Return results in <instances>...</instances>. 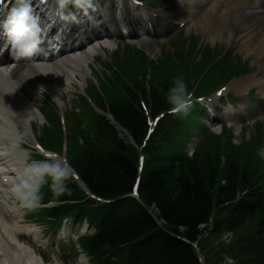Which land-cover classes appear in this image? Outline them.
<instances>
[{
	"label": "trees",
	"instance_id": "obj_1",
	"mask_svg": "<svg viewBox=\"0 0 264 264\" xmlns=\"http://www.w3.org/2000/svg\"><path fill=\"white\" fill-rule=\"evenodd\" d=\"M170 63L157 67L155 78L150 76L146 94L141 82L128 78L147 95L152 114L168 106L166 95L175 69ZM135 70L144 75L146 65L142 63ZM127 75L133 74L130 71ZM97 104L108 108L132 142L127 135H118L109 119L92 113L89 126L93 141L77 155L72 154L69 161L92 193L112 201L87 198L70 180L71 191L60 197H54L45 184L41 203L53 200L57 204L33 211L39 221L51 227L64 216H70L74 223L86 219L96 232L80 237L79 244L90 254L92 264H199L193 247L167 231L194 241L207 230L211 215L208 231L213 237L224 231L238 232L246 225L248 231L253 226L254 232L260 233L258 238L264 239V193L253 185L256 173L242 172L228 155L221 159L219 153L226 149H198L193 158L180 160L184 134L175 129L176 121L163 119L145 142L138 196L128 195L137 174L136 145L146 129L137 94L119 78L110 97L100 98ZM201 224H205L203 228ZM262 254V260L255 262V254L251 263L264 264V251Z\"/></svg>",
	"mask_w": 264,
	"mask_h": 264
},
{
	"label": "bare ground",
	"instance_id": "obj_2",
	"mask_svg": "<svg viewBox=\"0 0 264 264\" xmlns=\"http://www.w3.org/2000/svg\"><path fill=\"white\" fill-rule=\"evenodd\" d=\"M200 1L203 0H181V2H187L190 5L194 2V4H199ZM206 1L209 4L201 2L196 9L189 8L190 14L188 15L194 14L195 17H198L201 12L200 16L203 20L204 29L208 28L210 32L214 29L213 36L210 37L211 40L220 39L222 29L232 30L235 27L233 35L236 37L234 40L239 38L246 48L255 43V54L264 57V12L261 10L264 7V0ZM207 10L209 11L206 12ZM229 25L232 26L231 29ZM96 33L97 35L101 34V39L108 36L103 29L96 30ZM139 33V31H134L130 34L136 36L135 34ZM138 41L146 44L150 42L146 38H140ZM102 42L106 47H113L115 44L106 39ZM99 46L101 48V45ZM96 50V44L91 43L89 47L75 54L63 52L48 58L36 56L31 59H13L11 62L6 60L7 64L12 66L13 71L10 75L0 73V161L4 164V166L0 164L1 174L11 171L10 174L15 175L13 168L16 166V162L20 160V153L16 150L17 125L28 124L30 117L36 115L30 102L22 94L19 95L16 89L19 88V90L27 93L30 91L28 84L33 82L36 85L48 86L56 100L61 101L59 97L61 88H68L72 83L77 82L79 77L83 79L86 77L88 70H91L89 62L94 58ZM244 53L248 56L254 54V52H246V50ZM21 61H26L27 64L20 66ZM259 62L260 60H254L255 65ZM262 67H264L263 62ZM18 68L24 70L20 72L17 71ZM25 71L27 73H23ZM8 78L11 79L8 80ZM241 84L244 85L239 91L237 87ZM232 87L241 96L242 92L249 88V82L239 80L234 82ZM246 104L248 106V103ZM10 112H12L11 115ZM228 116L232 117L231 114ZM10 151L14 153H10ZM5 197L15 198L7 192H5ZM12 214V218H15L19 213L13 209ZM20 231H34V227L18 225V221H14L10 225L0 216V264H44L30 245L18 239L17 233Z\"/></svg>",
	"mask_w": 264,
	"mask_h": 264
},
{
	"label": "clouds",
	"instance_id": "obj_3",
	"mask_svg": "<svg viewBox=\"0 0 264 264\" xmlns=\"http://www.w3.org/2000/svg\"><path fill=\"white\" fill-rule=\"evenodd\" d=\"M48 0H41L47 3ZM51 9L56 18L74 24L82 23L89 9L94 8L93 0H52ZM41 25L39 15L32 7V0H14L13 6L6 16L0 20L6 42L0 46V54L6 49L14 58L31 59L40 54H47L42 46L51 27ZM43 90V86L40 87ZM168 112L171 114H187L194 105L193 93L180 76L173 77L172 85L166 95ZM43 159H34L26 153L22 161H17L13 171V181L9 186L12 195L24 206L34 208L43 198L42 187L47 184L54 197H60L71 189L68 183L74 175L71 162L60 153L47 151ZM0 179H5L0 177Z\"/></svg>",
	"mask_w": 264,
	"mask_h": 264
},
{
	"label": "rangeland",
	"instance_id": "obj_4",
	"mask_svg": "<svg viewBox=\"0 0 264 264\" xmlns=\"http://www.w3.org/2000/svg\"><path fill=\"white\" fill-rule=\"evenodd\" d=\"M178 6V4H177ZM180 9H182L180 7ZM190 29V31H192V33H195L197 35H199L204 41L207 39V37L204 36L203 34V27H188V30L186 32H188ZM203 34V35H202ZM217 42H221V41H215L212 42L211 46L215 47ZM224 43V42H223ZM223 43H219V44H223ZM218 44V43H217ZM141 46L144 48V50L148 53V55L151 58H156L157 55L160 54V51L158 50V46L155 43H152L150 47H148L145 44H141ZM239 47V44L234 46V49L236 50V48ZM110 51L107 50V53H109ZM119 55H125L128 53L133 54L134 51L133 49H131L130 47H127L126 50H123V52L121 53L120 51L117 52ZM119 55H113L112 59L114 61V64L120 68V73L122 74L123 72V67H124V63L127 59V55L124 58V60H121L119 58ZM241 58H243V54L241 55ZM225 61V60H223ZM96 68H99L98 65L95 66ZM219 68V66H216L215 68H211L209 70L206 71V76L203 78L200 87H199V91H201L202 89V85L203 83H205V81L209 78L211 72L217 70ZM95 70V69H93ZM92 79V73L90 77H87ZM73 93L77 92V88H72ZM90 95L95 96L96 92L94 89H90L89 90ZM30 100H32V103L40 109L43 110V107L41 106V100L39 98V95L36 94V91H32V93L30 94V96H28ZM69 94H67V96H64V107H69ZM34 119H30L29 124H26V127H24L26 129V131L30 134V128H31V124H32V128H34V134L35 136L38 138L39 134L41 133V130L39 132V128L41 127V123H42V118L41 117H34ZM66 121L69 125V152H74L75 151V146H72L76 143V136H77V125H78V120L77 117H75V115H73L70 112L66 113ZM216 128V127H214ZM47 137H56V135L51 134V133H46ZM237 140V137H236ZM46 147H50V148H54L57 150V144L51 143V144H47ZM264 147V139H263V145L261 147V149L259 150V152L261 154L264 155V149H262ZM33 158V157H32ZM36 159V158H34ZM8 204H11V207L13 208L14 206H16V208H19L20 210V215L19 217H17V221L19 223V225H27L31 226L30 224H32L31 219L26 216V211H27V206H22V204L17 201L16 199H3L2 198V205H4L5 209L7 208ZM7 220V219H6ZM8 221V220H7ZM12 221V218L9 222ZM36 224V225H35ZM35 232L36 235L33 233L32 236H21L22 242L29 244L30 246H32L37 253H41L45 255V264H89V260L88 258L84 255V254H80L77 257L74 256H68V258H66V260L63 258V256L61 255L60 251L57 249L58 246H50L49 247V252H42L41 248H39L38 246L35 245V243H41L44 241H48L51 242L49 239V235L47 234L48 230H45V228L42 225H38L37 223H35ZM38 225V226H37ZM200 228H203V226H200ZM66 230L68 231V234H70L72 237H76V235L78 234V229L76 228H70L67 225ZM205 232V230H203ZM252 232H248L245 231L244 228L240 229V232L238 231L237 233H230V232H224L216 237H213V235H208L202 242L201 245H203V256L205 258L206 264H253L251 263L253 260V256L255 254H257V260L255 262H258L260 260H262V252L264 251V244L263 241L264 239L262 238H257V240H251L249 238H247L245 241H240L239 239L244 240V237H252L250 235H252ZM31 238H34L35 241H32ZM53 250V251H52Z\"/></svg>",
	"mask_w": 264,
	"mask_h": 264
},
{
	"label": "snow or ice",
	"instance_id": "obj_5",
	"mask_svg": "<svg viewBox=\"0 0 264 264\" xmlns=\"http://www.w3.org/2000/svg\"><path fill=\"white\" fill-rule=\"evenodd\" d=\"M137 193H136V186L135 185H133V195H136Z\"/></svg>",
	"mask_w": 264,
	"mask_h": 264
}]
</instances>
